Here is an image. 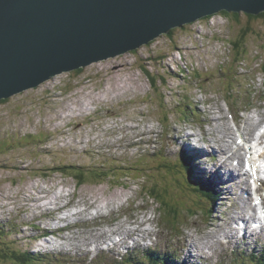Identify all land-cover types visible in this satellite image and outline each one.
I'll return each mask as SVG.
<instances>
[{
    "label": "rangeland",
    "instance_id": "rangeland-1",
    "mask_svg": "<svg viewBox=\"0 0 264 264\" xmlns=\"http://www.w3.org/2000/svg\"><path fill=\"white\" fill-rule=\"evenodd\" d=\"M235 40L246 44L244 59L238 58ZM219 106L236 130L233 144L244 136L236 126L245 130V115L264 116L263 18L251 22L244 13L241 20L218 13L0 101V227L13 230L8 238L18 248L45 254L33 264H118L137 244L165 247L182 261L224 264L235 243L222 232L213 233L212 225L215 230L233 228L226 220L234 221L239 196L232 202L217 196L210 214L194 211L183 198L192 202L196 196L182 186L179 174L184 172L175 164L185 145L196 148L189 133L207 137V144H199L203 148L213 144L217 121L209 119L221 114ZM206 109L214 113L207 115ZM263 124L254 127L259 138ZM62 165L80 168L87 182L80 185L63 167L64 172L55 171ZM107 172L114 175L105 178ZM94 201L112 206L97 210ZM97 211L101 214L93 218ZM66 213L70 218L61 219ZM139 222L154 234L145 237L137 231L145 238L130 234L123 244L118 234L103 235ZM45 231L53 234L45 236ZM261 235L259 246L256 240L243 246L250 252L262 248ZM190 236L203 250V262L182 245ZM0 264L10 263L0 259Z\"/></svg>",
    "mask_w": 264,
    "mask_h": 264
},
{
    "label": "water",
    "instance_id": "water-1",
    "mask_svg": "<svg viewBox=\"0 0 264 264\" xmlns=\"http://www.w3.org/2000/svg\"><path fill=\"white\" fill-rule=\"evenodd\" d=\"M222 11L264 0H0V101Z\"/></svg>",
    "mask_w": 264,
    "mask_h": 264
},
{
    "label": "bare ground",
    "instance_id": "bare-ground-1",
    "mask_svg": "<svg viewBox=\"0 0 264 264\" xmlns=\"http://www.w3.org/2000/svg\"><path fill=\"white\" fill-rule=\"evenodd\" d=\"M210 14L211 15H209V16L214 15L213 13H210ZM217 109L219 110V112L221 114L220 115H215V117L213 116L212 118L209 119V120H211L210 122H216L217 121V123H215L214 124V127L212 128L213 131H214V138H211V139L214 140V141H212L213 144H210V146L212 148H214L212 150V151H214V156L218 154V151L225 150L226 151L227 158L232 159L233 156L239 157V155L241 156L243 153L241 154L238 151L234 152L232 150L233 149L232 139L234 137V134H235L236 130L230 125V122H229V120H228V118L226 116L227 114H226L225 110L222 109V107H220V106ZM204 113L208 115V113H212L213 114L214 112H213V110L209 112V110L206 109L204 111ZM222 113H223V115H222ZM220 118H222L223 120H221ZM245 120H246V118H244V121ZM221 121H224V122H221ZM262 123H264V116L258 117V118H254V119L253 118H251V119L250 118H247L245 130L243 128L238 127V131H240L241 134L244 135V136H240V137L243 139V141H245V143L247 145H249V147H251L250 145L253 146L256 142H259L258 141V137L254 135V134H256V135L258 134V136H259V132L257 133L256 132L257 129H255L254 127H257V126L261 125ZM223 124H227L228 126L226 125V126L223 127L222 126ZM263 126H264V124H263ZM251 131H254V133L252 134ZM195 135H197V134H195ZM172 138H175V137H172ZM237 139H239V138H237ZM260 139H261L262 142H264V134H263V137L261 136ZM199 140L200 141H207L205 138H202V139H199ZM235 143L239 147H241L242 144H243L241 142H238L237 140H236ZM186 148H188V147H186ZM186 148L184 147V149L188 151V149H186ZM262 148H263V146H262ZM190 150L191 151H194L195 148L190 149ZM246 153H248V148H247ZM249 154L251 155V153H249ZM260 158H264V150H263ZM241 160H242V158H241ZM253 161H254V159H251V160L248 161V165H249V167L251 169L250 170L251 173H255L256 174L255 169L257 170L258 173H260L259 166H258L259 165V161L257 163H255ZM223 169H225V170L223 171ZM241 169H242V167L238 168V167L235 166L234 162L230 163V162H227V160H225V161L224 160H217V161L214 162L213 170H214V172L216 173V175L220 179L223 177V178H226V179H232L237 184L240 183L239 188L235 187L234 191L233 190L230 191V193L227 194L228 196L226 195L227 197L224 200H227L228 197L230 199H233L234 197H236L235 195H238L239 196L238 197V201H239L238 204H239L240 201H241V199H242L241 198L242 193L244 191H248V187H247V185H248V179L246 177H243L244 175L242 176L241 174H239L240 172L238 170H241ZM222 171H223V173H222ZM256 176H257V174H256ZM259 181H260L259 182V186H258V189L259 190H258V193H257L258 196H259V199H257L258 205H260V202H259L260 200H262V203L264 204V176H261V179H259ZM237 190L239 191V193L237 192ZM243 195H244V193H243ZM52 196H53V194H52ZM59 196L60 195H57V198ZM54 197H55V195L52 198H54ZM110 199L111 198H106L105 200H107V202H108V200H110ZM244 200H245V198H244ZM254 200H255L254 199V194L249 193V195L247 196V203L253 202ZM95 202L96 201H94L93 204H95V208H97V210H102V209H104L106 207L109 209L112 206L110 203H107V202H106L107 204L105 206L104 205L103 206H100V205L96 204ZM255 202H256V200H255ZM54 208L56 209L57 212L62 210V209H60L58 207H54ZM245 210H246V205L245 206H241L239 204V207H237V210H235L234 215H233L234 216V221L229 223V227L233 226V228L230 229V230L225 229V228H223L222 230H215V226H217V225L214 226V224H213L212 225V227L214 228L213 233H215V232H222V233L225 234L224 236L226 238H228L229 240H232L233 237H237L239 235V233H240V227H235V226L238 225V222L239 221H237V220L240 219L243 216V211H245ZM77 214H81V212L78 211ZM100 214H101V212H99V211H97L96 213L95 212H92V215H94L93 218L99 216ZM60 218L67 220L68 218H70V215H68L66 213L63 217H60ZM248 221L251 223V220L250 219ZM145 223L144 222L143 223L139 222V224H138L139 226H137V227H125L123 229L122 228H118L116 230H110L111 233H109V234H108V231L105 230V231H103V235H106L107 234L109 237H111L114 234H118V235L122 236V238L120 240L122 242V244L128 241L127 240V237L130 234L137 235V236H142L143 235L145 237H151L154 234L153 229L152 228H145L144 227L145 226ZM140 224H143V227H140ZM242 229H244V227H242ZM137 231H140L142 235L139 234ZM212 234H209L208 235V238H210V237L214 238L212 236ZM247 234L249 236H253V234H254L253 229H251L249 227V231H248ZM137 236L132 237V239L134 241H136V242H138V241L141 240V238H138ZM143 236H142V239L145 238ZM190 238H193V239H190ZM190 238L188 239V237H185V240H187V241H184V243L189 246V248L187 249V251H189V253L191 254V256L193 255L192 257H197V259L200 261L202 258L199 257L198 252H197V249L193 245L194 243L192 242V241H194V238L195 237H191L190 236ZM219 240H220V238H219ZM92 244H93V242H92ZM183 248H185V247L183 246ZM194 251H196V255H195ZM42 254H44V253H42ZM51 259H54V258H51ZM203 261L204 260L202 259V262Z\"/></svg>",
    "mask_w": 264,
    "mask_h": 264
},
{
    "label": "trees",
    "instance_id": "trees-1",
    "mask_svg": "<svg viewBox=\"0 0 264 264\" xmlns=\"http://www.w3.org/2000/svg\"><path fill=\"white\" fill-rule=\"evenodd\" d=\"M221 14L234 15L236 18L241 20V14L242 13L222 11ZM244 14L247 16L248 20L251 21V22L253 20H260L262 18L264 19V13H261V14H259L257 16L246 14V13H244ZM209 17H211V16L202 18L201 20L208 19ZM248 29L249 28H245L244 31L247 32ZM172 31L173 30H171L170 32H172ZM233 44H234V46L238 47L237 49H239V57H238L239 60L244 59L243 58V56H244L243 52H245L244 51V48H245L244 45H246V44H240L239 40H235L233 42ZM245 54H246V52H245ZM79 71L80 72L83 71V68H80V69L76 70V72H79ZM143 72L150 80H153L156 83L157 79L154 77V75H152V73L150 72L149 69L143 68ZM9 99L10 98H7V99H3L1 101L6 102V101H9ZM31 137H35V136H31ZM177 159H178V162H175V164L181 166V170L184 172V174H179L180 178L182 180L178 177V182L180 183V181H184L183 183L185 185H182V186H186L188 192L190 190V193L194 197L196 196L193 199L194 201H192V202H191V200L188 199V197H184L183 198L184 201L186 203H188L189 206H190V204L193 203V205H194L193 207L195 208L194 211H198L199 209H201L203 211V213L207 212L208 209L211 211L212 207L211 206L208 207V204L206 203V201H204V198H207V201L208 200L214 201V193H212V194L204 193V195H205L204 196L203 193H202V190L204 188L206 189L207 187H203L202 186V185H205V183L203 181V178L201 176H195L194 172H192L191 170H190V175L185 173L186 170H188V167H187V165L185 163V160L180 158V157H178ZM188 162L190 163V161L187 159V163ZM62 167L67 169V170H65L66 175L75 178L80 185H82V184L87 182V180L84 179V174L82 173L80 168H78V167L75 168V167L62 165L61 167H57V168H54V169H55V171H58L59 173H61V172H64L62 170L63 169ZM100 168H101V166H100ZM69 170L73 171V172H69ZM67 172H69V173H67ZM91 174H93V173H91ZM113 175L114 174H112V173H108V174L105 175L106 176L105 178H107V177L110 178V176H113ZM93 176H96V175L93 174ZM179 179H180V181H179ZM199 195H200V198L197 197ZM196 201H197V203H199V201H201L204 204H206V206L204 204L200 205L204 209H202L197 203H195ZM191 207H192V205H191ZM193 207H192V209H193ZM209 210H208V213L210 214ZM190 212L193 213V211H190ZM12 231L13 230L7 229L4 226L0 227V259H2L4 261H7L10 264H33L35 262L36 263H40L43 260L42 256L45 255V254H41L39 252L38 253L37 252L33 253V252L29 251V250H23L21 248H18L8 238L9 234H11ZM143 254H144V256L146 258L127 256L126 258L122 259L119 263H121V264H179L177 262H171L170 260H168V258L166 256L161 255L155 249H146V250H144ZM51 258H52V256H51ZM235 260H238V257L235 258ZM252 261L255 264H264V254L261 255L260 257L259 256L253 257ZM232 264H239V263L234 262ZM244 264H246V263H244Z\"/></svg>",
    "mask_w": 264,
    "mask_h": 264
},
{
    "label": "snow or ice",
    "instance_id": "snow-or-ice-1",
    "mask_svg": "<svg viewBox=\"0 0 264 264\" xmlns=\"http://www.w3.org/2000/svg\"><path fill=\"white\" fill-rule=\"evenodd\" d=\"M254 175H255V173H254Z\"/></svg>",
    "mask_w": 264,
    "mask_h": 264
}]
</instances>
